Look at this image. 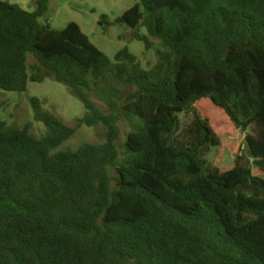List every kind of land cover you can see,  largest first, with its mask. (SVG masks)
I'll return each instance as SVG.
<instances>
[{"label": "trees", "instance_id": "16d2710c", "mask_svg": "<svg viewBox=\"0 0 264 264\" xmlns=\"http://www.w3.org/2000/svg\"><path fill=\"white\" fill-rule=\"evenodd\" d=\"M50 2H0V91L53 77L86 114L69 125L33 98L40 138L0 119V264H264V0H139L115 23L160 42L148 70L128 48L111 62L77 23H41ZM83 125L106 141L59 150ZM232 126L255 136L232 169L209 166Z\"/></svg>", "mask_w": 264, "mask_h": 264}, {"label": "rangeland", "instance_id": "374dc122", "mask_svg": "<svg viewBox=\"0 0 264 264\" xmlns=\"http://www.w3.org/2000/svg\"><path fill=\"white\" fill-rule=\"evenodd\" d=\"M35 1L0 0V2L17 4L30 13L36 9ZM137 3L139 0H51L49 11L40 19V22L50 23L56 30L65 28L69 23H77L83 33L108 56L111 62H114V57L119 51L128 48L131 53L137 56L140 67L148 70L157 63V52L162 50L160 42L152 40L151 48L147 50L143 42L134 39L133 31L130 28L115 23ZM102 16H106L112 24L110 26L100 25ZM141 34H146L144 28L141 29ZM29 63L34 64L32 56L29 57ZM109 83V81L102 82L101 86ZM116 87L126 93L131 91L130 88L124 89L125 87L118 85ZM89 96L102 113H110V109L96 90L89 92ZM33 98H38L41 101L43 111L55 114L69 125L74 124L76 119L83 118L86 114L84 104L73 95L72 90L51 77L41 84L30 83L25 93L0 91V119L19 128L31 124L32 133L36 137L44 136L47 129L44 124L35 120V109L31 103ZM178 118L180 121L179 136H182L185 134L184 130L191 123L192 116L180 114ZM117 125L120 133L117 146L122 153L130 126L125 120L118 121ZM221 129L223 135L221 146L212 148L206 154L205 160L209 166H216L222 171H227L234 167L235 151L240 148L246 149L247 136H255V133L252 129L244 132L234 126ZM105 141L106 129L103 125L93 127L83 125L77 134L59 150L76 151L86 144H102Z\"/></svg>", "mask_w": 264, "mask_h": 264}]
</instances>
